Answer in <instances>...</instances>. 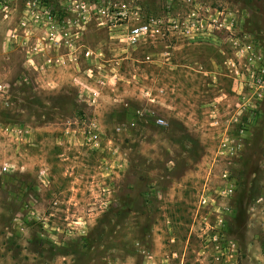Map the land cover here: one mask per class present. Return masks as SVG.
Masks as SVG:
<instances>
[{
    "label": "rangeland",
    "instance_id": "1",
    "mask_svg": "<svg viewBox=\"0 0 264 264\" xmlns=\"http://www.w3.org/2000/svg\"><path fill=\"white\" fill-rule=\"evenodd\" d=\"M101 1L139 5L145 17L162 16L172 3L180 21L194 6L227 14L235 36L245 34L264 54V0ZM1 15L0 83L11 106L0 107V125L24 135L16 141L0 132V171L11 166L0 173V264H206L198 256L205 212L197 201L205 186L216 198L226 165L221 144L237 135L235 126L224 136L210 125L233 95L229 36L216 32L200 42L177 33L132 48L120 42V31L91 24L76 63L42 70V58L32 68L6 31L21 17ZM41 37L36 31L20 42L34 46ZM87 50L100 53L98 64L115 76L91 108L82 101L96 88L85 74ZM128 108L147 118L126 120ZM147 110L167 126L157 127ZM258 111L229 168L237 183L222 234L237 246L238 264H264V99ZM91 124L93 149L80 140Z\"/></svg>",
    "mask_w": 264,
    "mask_h": 264
},
{
    "label": "built area",
    "instance_id": "2",
    "mask_svg": "<svg viewBox=\"0 0 264 264\" xmlns=\"http://www.w3.org/2000/svg\"><path fill=\"white\" fill-rule=\"evenodd\" d=\"M22 1L19 8L16 5L15 10H12V0H0V11L4 18L11 15L21 17L19 23L10 30L11 39L16 46H24L26 58L30 57L27 63H30L32 68L37 65L35 58H42L43 65L40 66L42 70L44 67H65L67 60L76 63V52L81 48L79 44L81 33L91 24L108 33L120 31V42L132 48L142 42L164 40L169 35L177 33L191 41L200 42L208 40L216 32H223L229 36L233 58L228 59L226 64L234 87L233 95L225 105L224 114L212 117L210 125L223 129L224 136H227L231 126H235L237 135L231 139L227 136L221 144L220 156H224L226 165L220 174L221 186L217 188L216 198L210 196V190L206 186L202 188L198 197L197 209L201 210V214L202 211L205 212L202 214L204 233L198 237L200 242L198 256L206 264H238V248L234 243L224 239L222 230L226 218L232 216L229 201L237 183L229 168L234 160L240 157L247 129L256 122V114L264 99V54L261 50L255 43L248 41L245 34L241 37L235 36L234 21L229 15L220 12L211 14L208 11L203 13L195 9V6L194 10H190L180 21L171 15L172 3L167 5L162 16L145 17L142 7L130 6L123 2L56 0L51 4L50 0ZM193 1L180 0L187 5ZM65 16L70 18L64 20ZM36 31H40L42 37L35 39L34 46L20 42ZM63 48L69 52L62 53ZM52 53L54 56H51ZM101 56L100 53L94 55L89 50L84 52V58L89 60L91 65L85 72L87 80L96 86L89 88L86 95H82L84 98L82 101L90 108L96 105L99 89L106 86V81L115 84V76L109 74V70L106 71L102 64H98L97 58ZM101 62L103 63L102 60ZM10 106L8 86L0 83V107L8 109ZM146 113L157 127L167 126L163 119L155 117L154 111L147 110ZM146 118L144 113L137 111V120L144 121ZM94 127L95 125L91 124L80 132L82 146L97 148L98 139ZM0 132L16 141L22 140L24 135V129L17 126L0 125ZM1 172H11V166L3 165ZM41 177H46L44 171L39 173V178ZM211 218L213 223L210 221ZM141 253L146 257L144 251Z\"/></svg>",
    "mask_w": 264,
    "mask_h": 264
},
{
    "label": "trees",
    "instance_id": "3",
    "mask_svg": "<svg viewBox=\"0 0 264 264\" xmlns=\"http://www.w3.org/2000/svg\"><path fill=\"white\" fill-rule=\"evenodd\" d=\"M122 114L124 115V118L128 121L132 120L133 118L137 119V112L136 110L132 108L124 109ZM256 120H257V115H256Z\"/></svg>",
    "mask_w": 264,
    "mask_h": 264
},
{
    "label": "crops",
    "instance_id": "4",
    "mask_svg": "<svg viewBox=\"0 0 264 264\" xmlns=\"http://www.w3.org/2000/svg\"><path fill=\"white\" fill-rule=\"evenodd\" d=\"M18 2H20V4H21L23 1L22 0H12V3H13V4L11 3L13 5L12 6V10H15L14 8L16 7V5H17ZM1 16H3V15H1ZM10 18H14V15H11ZM10 24H11V22L10 23L7 22V26H8V27H6V31L7 32H11L10 30L14 27L13 25H10Z\"/></svg>",
    "mask_w": 264,
    "mask_h": 264
}]
</instances>
